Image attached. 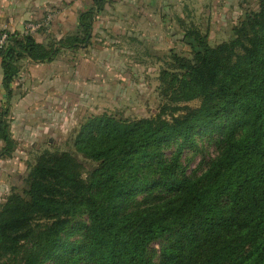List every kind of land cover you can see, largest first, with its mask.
I'll use <instances>...</instances> for the list:
<instances>
[{
    "label": "trees",
    "instance_id": "1",
    "mask_svg": "<svg viewBox=\"0 0 264 264\" xmlns=\"http://www.w3.org/2000/svg\"><path fill=\"white\" fill-rule=\"evenodd\" d=\"M111 1L94 0L76 33L48 45L12 32L0 51V159L15 148L8 116L21 60L49 62L62 49L89 46ZM234 33L216 47L186 35L194 56L176 57L181 77H170L169 86L175 103L197 98L199 107L171 120L92 115L75 141L97 161L88 172L69 151H45L29 173L27 197L12 195L0 207V264H14L30 240L23 264H264V0ZM217 125L219 155L201 175L186 174L182 152ZM157 192L153 203H137ZM84 214L89 224L75 226ZM81 229L82 240H70ZM158 239L167 241L155 261L148 247Z\"/></svg>",
    "mask_w": 264,
    "mask_h": 264
},
{
    "label": "rangeland",
    "instance_id": "2",
    "mask_svg": "<svg viewBox=\"0 0 264 264\" xmlns=\"http://www.w3.org/2000/svg\"><path fill=\"white\" fill-rule=\"evenodd\" d=\"M259 4L260 0H163L162 4L161 0H152L151 7L147 10L148 15H135L133 28L129 29L133 31L131 36H135V39L121 43L120 49L116 48L126 56V61L129 60L127 63L116 62L121 69L120 75L115 78L113 72L110 74L112 80H109V84L112 87L103 90L102 99L98 97L95 104V101L91 102L87 98L78 107H73L72 112H53L49 115L50 122L38 121L35 131L28 136L20 129L15 128L12 132L10 123L12 137H16H13L15 148L1 159L0 207L12 195L27 197L29 173L45 151H69L85 165L87 172L93 170L97 161L85 156L75 145L81 126L92 115L107 113L116 118L132 120L154 118L163 113L164 118L171 120L184 115L191 108L199 107L201 100L197 98L175 103L169 86L170 77H181L182 69L176 57L192 59L194 56L187 33L199 34L211 46L216 47L232 40L235 37V27L248 13L258 11ZM140 36L145 38L140 40ZM118 51L113 53L114 57ZM90 103L96 106L95 111L91 109ZM175 105L186 108L175 110ZM69 108L70 106L65 107ZM8 119L10 120V115ZM42 124L51 126L41 127ZM218 128V125L209 126L198 132L195 143L182 152V170L186 174L201 175L219 155L221 147ZM173 153L174 149L166 151L167 157H171ZM159 197L162 195L158 192L152 196L141 194L137 197V203H153ZM80 223L89 224L86 214L73 222L75 226ZM82 238V229L70 236V240ZM166 241L158 239L149 245V253L155 261H159L161 248ZM24 243L25 247L13 260L14 264H23L25 255L35 246L34 240ZM53 263L54 261L44 262Z\"/></svg>",
    "mask_w": 264,
    "mask_h": 264
},
{
    "label": "crops",
    "instance_id": "3",
    "mask_svg": "<svg viewBox=\"0 0 264 264\" xmlns=\"http://www.w3.org/2000/svg\"><path fill=\"white\" fill-rule=\"evenodd\" d=\"M93 3L94 0H0V24L10 32L21 33L28 21L37 23L49 18L48 24L31 34L38 42L48 45L76 33L79 14L92 7ZM151 3L152 0H112L95 19L89 46L76 50L62 49L49 62L23 58L20 71L12 83V132L16 128L28 136L35 131L38 121L50 122L51 113L72 112L73 107H78L87 98L95 104L98 97L102 99L103 90L112 87L109 84L112 80L110 74L113 72L115 78L120 75L121 69L116 62L127 63L129 60L126 61V56L116 48L120 49L121 43L135 39L131 36L133 31L129 30L133 28L135 15H148ZM143 38L140 36L138 39ZM5 96L0 56V110ZM90 104L95 111L96 106ZM48 125L51 126L42 124L41 127ZM2 146L0 140V148ZM1 162L0 159V166H3Z\"/></svg>",
    "mask_w": 264,
    "mask_h": 264
},
{
    "label": "built area",
    "instance_id": "4",
    "mask_svg": "<svg viewBox=\"0 0 264 264\" xmlns=\"http://www.w3.org/2000/svg\"><path fill=\"white\" fill-rule=\"evenodd\" d=\"M48 22H49V18L46 20H43V22H37V23L28 21L25 24L24 30L21 32V35L22 36L31 35L32 33L37 31L41 27L48 24ZM11 34L12 32L8 31L5 27H3L0 24V51L5 49L9 45L10 40H11Z\"/></svg>",
    "mask_w": 264,
    "mask_h": 264
}]
</instances>
